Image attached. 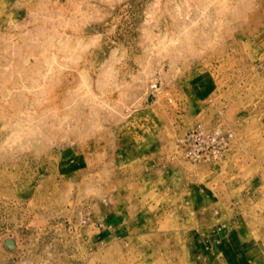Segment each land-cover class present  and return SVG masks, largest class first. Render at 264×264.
Returning a JSON list of instances; mask_svg holds the SVG:
<instances>
[{"label": "rangeland", "instance_id": "obj_1", "mask_svg": "<svg viewBox=\"0 0 264 264\" xmlns=\"http://www.w3.org/2000/svg\"><path fill=\"white\" fill-rule=\"evenodd\" d=\"M220 128L193 162L178 140ZM264 264V0H0V264Z\"/></svg>", "mask_w": 264, "mask_h": 264}, {"label": "built area", "instance_id": "obj_2", "mask_svg": "<svg viewBox=\"0 0 264 264\" xmlns=\"http://www.w3.org/2000/svg\"><path fill=\"white\" fill-rule=\"evenodd\" d=\"M229 137L231 134H224L220 128H195L179 138L178 146L185 158L193 162L208 161L224 153Z\"/></svg>", "mask_w": 264, "mask_h": 264}, {"label": "crops", "instance_id": "obj_3", "mask_svg": "<svg viewBox=\"0 0 264 264\" xmlns=\"http://www.w3.org/2000/svg\"><path fill=\"white\" fill-rule=\"evenodd\" d=\"M241 264H260V262H258L256 260L255 261L247 260L246 262H243Z\"/></svg>", "mask_w": 264, "mask_h": 264}]
</instances>
